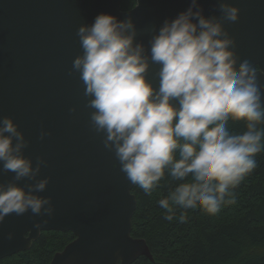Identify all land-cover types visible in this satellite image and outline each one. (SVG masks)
I'll return each instance as SVG.
<instances>
[{
	"label": "clouds",
	"instance_id": "9594fccd",
	"mask_svg": "<svg viewBox=\"0 0 264 264\" xmlns=\"http://www.w3.org/2000/svg\"><path fill=\"white\" fill-rule=\"evenodd\" d=\"M216 7L219 16H205L191 0L175 18L145 29L147 45L131 16L100 13L76 32L82 52L68 75L82 82L90 128L128 182L149 195L164 183L157 203L169 222H185L189 210L215 215L234 204L235 189L264 151V85L248 59L237 66L236 41L224 27L240 9L228 0ZM153 64L158 86L148 79ZM230 121H243L245 130L231 131ZM47 135L42 129L40 139ZM28 143L13 118H0V171L14 174L0 183V223L28 211L54 214L51 197L38 194L49 184L38 178L47 162L37 157L33 166L24 155ZM25 179L33 183H17Z\"/></svg>",
	"mask_w": 264,
	"mask_h": 264
},
{
	"label": "water",
	"instance_id": "95a60500",
	"mask_svg": "<svg viewBox=\"0 0 264 264\" xmlns=\"http://www.w3.org/2000/svg\"><path fill=\"white\" fill-rule=\"evenodd\" d=\"M122 11L120 0H0V118L9 116L29 142L24 155L42 157L38 178H49L51 217L6 216L0 223V260L28 250L43 231L71 232L74 240L54 254L50 264H133L153 260L146 241L131 236L136 200L102 137L91 130L82 82L68 75L81 54L76 32L100 13L131 16L147 45L146 28L159 26L188 8L191 0H134ZM218 0H198L205 16L220 12ZM239 7L236 22H224L236 41L237 66L248 59L264 85V0H228ZM158 67L148 72L158 86ZM75 107L76 112L69 110ZM44 130L50 135L40 139ZM0 171V183L13 179ZM26 186L33 181L17 182ZM47 220L46 223L42 221ZM40 222V227L34 225ZM12 233V239L8 234Z\"/></svg>",
	"mask_w": 264,
	"mask_h": 264
},
{
	"label": "trees",
	"instance_id": "16d2710c",
	"mask_svg": "<svg viewBox=\"0 0 264 264\" xmlns=\"http://www.w3.org/2000/svg\"><path fill=\"white\" fill-rule=\"evenodd\" d=\"M120 6L128 11L135 2L120 0ZM229 128L242 132L244 122L230 121ZM255 159L257 167L235 189L234 204L215 215L189 210L183 223L164 219L165 210L157 203L166 194L163 182L150 195L135 185L131 236L146 241L153 260L140 257L133 264H264V151ZM73 240L71 232L43 231L28 250L0 264H50Z\"/></svg>",
	"mask_w": 264,
	"mask_h": 264
}]
</instances>
